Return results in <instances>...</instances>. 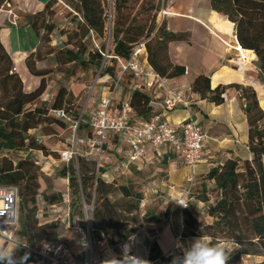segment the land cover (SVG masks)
<instances>
[{
  "label": "trees",
  "instance_id": "trees-1",
  "mask_svg": "<svg viewBox=\"0 0 264 264\" xmlns=\"http://www.w3.org/2000/svg\"><path fill=\"white\" fill-rule=\"evenodd\" d=\"M6 1L8 0H0V8ZM53 1L50 0L43 10L28 17L39 39L37 49L25 59L29 72L39 76L35 89H24L23 80L16 71H12L14 62L0 41V187L13 186L18 190V234L28 245H35L41 240L54 242L57 235L52 230L56 225L52 222H40L37 198L40 196L48 205H58L64 203V199L68 197L70 218L83 220L84 207L90 205L92 209L87 211L88 221L96 241H106L112 248L129 242L144 225H159L163 221L165 226L150 243L147 261L148 264H170L174 255L182 253L176 254L168 250L176 238L169 222L168 211L163 216L151 209L142 212L140 203L143 193L132 183H118L115 179L107 182L101 177L104 169L96 168L94 159L89 161L77 158L76 166L71 160L57 172L58 177L67 180L64 189L69 192H64L57 189L51 179L40 172L38 163L28 155L18 158L17 161L7 155L11 151L38 150L48 156H55V152L49 151L38 136L30 131L41 129L43 135H51L57 128L66 127L65 121L50 114L51 109H64L74 118L79 115V112L75 113L68 105L69 93L64 86L58 88L50 106L43 102L37 104L47 88V72L37 69L36 62L46 55H53L58 67L77 64L87 68L92 63L100 64L103 58L100 51H89L84 41L89 33L103 35L106 30L103 0H77L76 4L72 3L74 11L80 16L76 18V28L69 34L65 46L58 49L50 44L54 25L47 20ZM114 1L119 14L124 0ZM209 1L213 12L225 17L231 29L233 26L232 33L238 41L239 53L248 58L255 54L256 65L264 81V0ZM142 33L141 30L136 36H130L129 25L121 28L116 25L110 33L114 42L110 58L113 61L127 60ZM155 38V46L145 41L149 64L168 78L184 75L185 66L169 60L167 44L182 41L184 37L161 26ZM161 50L164 55L159 59ZM102 72L103 75H116L113 67H106ZM229 87L240 91V99L244 100V113L248 124L247 147L251 158L243 159L240 167L241 158L230 157L208 171L205 178L214 181L216 199L203 197L198 200L206 204V215L211 220L202 224L194 215L184 211V229L181 236H206L211 237L213 242L223 239L245 247L248 254L264 258V108L260 106L254 88L248 85L232 83L212 89L210 77L204 74L197 76L191 84L193 92L217 105L225 101L224 93ZM129 102L135 115L142 120H149L155 114L151 97L141 89H132ZM168 156L165 155L162 161L167 162ZM132 169L142 170L144 167L131 166L128 170ZM202 189L205 190V187ZM206 194L209 196V193ZM0 240L8 247L6 239L0 236ZM27 254V259L20 264L40 262L39 255L33 252ZM230 256L228 264H264V259L257 263H245L240 252Z\"/></svg>",
  "mask_w": 264,
  "mask_h": 264
},
{
  "label": "rangeland",
  "instance_id": "rangeland-1",
  "mask_svg": "<svg viewBox=\"0 0 264 264\" xmlns=\"http://www.w3.org/2000/svg\"><path fill=\"white\" fill-rule=\"evenodd\" d=\"M72 3L76 4L77 0H54L52 3V10L48 13L47 20L49 23H53L54 25V30L50 35V44L55 49L64 47L69 34L76 28V18H78L80 14L74 11ZM102 4L106 16V30L103 35H98L95 32L89 33L87 38L84 40L89 51H100L102 53L103 58L100 61V64L92 63L89 64L87 68L77 64H67L63 67H58L54 56L46 55L42 60L36 62L35 65L37 69L47 72L45 79L48 85L46 88L47 90L39 98L37 104L43 102L50 106L54 99V97L51 99L52 92H54L55 96L58 88L60 86H64L69 93L67 96L68 105L75 113L79 112L80 114L84 111V118L86 119L88 116V110L92 109L98 102L99 98L107 91L106 84L111 83L110 80L108 82H104L106 78L103 77L102 71H104L106 67H113L115 74L119 72V60L116 59L113 61L110 58V55L113 54L114 46L113 38L110 33L116 25H118L119 28L127 27L129 25L130 36H136V33L142 30L143 33L139 36L137 43L147 41L152 46L156 45L155 35L161 26H164L167 31H174L181 34L182 37H184V40L175 42H177V44L185 45L188 50L187 54L182 52L176 55V57H179V60L187 59L192 70L198 66L200 62H202V59H204L202 49L206 46L213 48L217 45V43L214 38L205 39L202 35L203 28L196 24L195 21L193 22V20H189L186 17H179L177 13L198 16L199 18L194 16L188 17L193 18L208 29L210 26H208L204 20L209 22L210 18L216 21L217 25H215V28L217 30L225 31L230 28V24L225 17L221 14L213 12L209 0H124L122 1L121 11L119 14L116 11V3L114 0H103ZM232 32L234 33L233 26ZM137 43H135L134 46ZM169 43L167 44L169 45ZM226 44L228 47H231L239 53L237 44L232 45L229 42H226ZM162 55H164V51L161 50L159 53V59ZM239 56L245 58V56L240 53ZM85 58H87V56H85ZM21 62V71L23 73L25 72L27 75V77H24L25 79H23L24 89L33 90L39 83V76L33 75L29 72L25 64V58H23ZM223 62L229 67L235 69L238 68V65L234 61L224 59ZM247 73L252 76L250 77V82L248 83L252 85L254 89H258L261 84V75L256 63L252 62L250 64ZM34 78L36 79V83L31 82ZM187 78H189V76H187ZM133 83L134 81L131 76L125 74L122 78L121 91L117 97H124V95L131 89L130 87H132ZM233 89L236 90L235 88ZM237 92L240 95V91ZM260 106L264 108V103ZM31 133L37 135L38 139L46 145L49 151H54L55 156L49 155L50 157H48V155L38 150H30L28 152L11 151L8 152L7 155L13 157L15 161H17L20 157L28 155L31 159L38 163L40 172L50 178L52 184L56 185L57 189L69 192V190L64 189V185H66L67 180L58 177L57 172L63 168L64 164H66L58 161V158L60 157L59 153L62 150L71 148L73 144V131L66 125L65 128H57V131L51 135H43L41 129ZM87 135H89V128L85 124L81 125L77 130L78 140L81 141ZM109 141L111 143H115V140L112 137H110ZM77 146L80 150H84L83 144L78 143ZM110 152H112V150H110ZM242 155H244V153ZM78 158L91 161V159H94V156H79ZM243 159L244 158L240 159V167H242ZM73 163L74 166H76V160H73ZM166 168L167 162L160 160L152 166L144 167L142 170L132 169L131 171H118L115 173L114 179L118 183H132L136 189L141 190L143 193V199L141 201L143 206H141L140 203L142 212H145L147 209H151L163 216L165 211H168L170 222V210L168 209L172 202L168 201L165 193L158 188V185L166 179ZM197 181L198 182H196L195 185L191 186V191L187 200L188 208L183 211H188L194 215L200 223L205 224L211 219L206 215L205 207H199L198 199L207 197L215 200L216 193L213 186H207L205 187V190H203L201 187V180L198 179ZM206 193H209V196ZM18 204L19 199L17 203V219ZM61 204L63 206L61 208L52 207L44 203L41 197L38 196V218L41 223L52 222L56 225V227L52 230L53 233L57 235V239L55 241H63L68 247L74 260L72 264H84V259L80 254L81 247L78 244L79 234L76 231V227H85L87 222L86 218H89V209L84 207V210L87 209L88 211H86V217H84L83 220H77L75 218L71 219V221H69V226L67 227L68 223L67 216L65 214V204H63V202ZM86 207H90V205H87ZM164 226L165 223L162 221L161 224L152 226L154 228H150L149 231L153 234L155 233L156 235V233H158ZM11 229L13 230L15 240L18 243L25 242L24 238L18 234V221L16 225L11 227ZM62 233H65V236H59ZM193 240L194 239H191V237H187V239L176 237L173 242L172 252L176 254L182 253L180 247L175 248L176 242H179V245L187 247ZM43 241L45 240H41L36 244H41ZM93 244L95 263L101 264L104 262L103 244L102 242H97L95 237H93ZM228 246L236 247L233 249L231 254L240 252L241 258L245 263H257L264 259L258 255L248 254L245 247L238 246L234 243L228 242ZM105 261H107L106 258ZM43 264L51 263L44 262Z\"/></svg>",
  "mask_w": 264,
  "mask_h": 264
},
{
  "label": "crops",
  "instance_id": "crops-1",
  "mask_svg": "<svg viewBox=\"0 0 264 264\" xmlns=\"http://www.w3.org/2000/svg\"><path fill=\"white\" fill-rule=\"evenodd\" d=\"M48 1L50 0H8L0 8V41L11 56L13 62L15 61L14 65L16 67V72L21 78L23 77L22 80L25 79L27 75L25 72L23 73L21 71V60L23 58L26 59V57L31 52L35 51L39 45L38 36L28 21V17L43 10ZM177 14L179 17H186L189 20H193V22L195 21L196 24L203 28V37L205 39L214 38L217 43L213 48L206 46L202 49L204 59H202V62L193 70L187 59L179 60L180 58L176 57V55L182 52L187 54V47L183 44H177L175 41L170 42L168 45L169 60L174 64L184 65L186 68V73L184 75L169 78V85L190 90L192 99L188 106H179L173 110L163 111L161 107L163 92L155 88L143 90L151 97V105L154 113H162L175 127H178L186 118L191 117L200 124L202 132L204 133V155L201 161L193 168H190L184 165L181 157L174 154L169 155L167 158L166 179L158 185L159 190L165 193L167 200L172 202L168 210H170V225L174 235L181 239H187L181 236L184 229V211L177 205V202H175L185 191L187 187V178L190 175L192 176V185H195L199 179L202 182V188L213 186L214 181H209L205 178L212 167L220 165L227 158L234 156L244 159L251 158V154L247 147L248 124L244 113V103L243 100L240 99L238 92L233 88H226L224 93L225 101L217 105L206 99H202L197 93L193 92L191 90V84L197 76L204 74L210 77V86L212 89L218 85H229L232 83L252 87V85L248 83L252 76L248 74L247 71L252 62L256 63L257 57H255V54L252 58L240 57L236 50L228 47L226 42L232 45L238 43L236 37L232 33L231 25L228 30L219 31L215 28L217 24L214 19L210 18L209 22L203 19L204 22L210 26L208 29L198 21L188 17L194 16L199 18L196 15ZM246 50L253 52L249 49ZM224 59L234 61L238 65V68L235 69L224 64ZM187 76H189V78H187ZM132 80L134 83L132 87H130L131 89L124 97H119L120 99L130 98L132 89L137 88L136 85L139 81L133 78ZM31 82L36 83V79H32ZM261 84L258 89L256 87V89H254L256 90L260 105L264 103V81H262V79ZM53 97L54 92L51 94V99H53ZM139 119L141 118L135 115V120ZM36 130L38 129H33L30 132ZM118 147L119 145H117V143H114L112 147V152L115 157L114 162L124 156L123 152L118 151ZM243 153L244 155H242ZM116 172L118 171L107 169L101 173V177L105 181L110 182L114 180ZM198 203L199 207L204 206L206 208L204 202L199 201ZM63 204H65L64 207L66 208L65 214L67 216L68 227L69 221H71L68 204L67 202ZM50 206L56 208L63 207L62 204ZM152 226L156 225L146 224L144 227L139 228L129 242L119 245L116 248L108 246L106 241H103V261H105V258L107 260L115 258L117 260L127 261V264H141V261H146L148 264L149 246L155 236V233L153 234L149 231L150 228H154ZM59 236H65V233ZM151 236H153V238H151ZM198 237H191V239ZM172 246L173 244L168 249L169 251L173 250ZM25 254L27 253L23 250H14L16 264H20L24 261H21L20 258L24 257ZM43 263L44 262H39L38 264Z\"/></svg>",
  "mask_w": 264,
  "mask_h": 264
},
{
  "label": "built area",
  "instance_id": "built-area-1",
  "mask_svg": "<svg viewBox=\"0 0 264 264\" xmlns=\"http://www.w3.org/2000/svg\"><path fill=\"white\" fill-rule=\"evenodd\" d=\"M119 60V72L115 76L106 73L103 75L107 91L102 95L96 105L88 110V116L84 118V111L74 118L64 109H51L49 112L56 118L62 119L73 131V144L70 149L60 151L58 161L68 163L76 160L79 156H94L97 168L104 170L124 171L131 166L149 167L162 160L165 155L173 153L181 157L184 165L193 168L204 155V133L200 124L193 118L188 117L178 127L173 126L162 113H155L149 120H135L129 99L118 98L121 91L122 78L125 74L139 81L138 89L155 88L163 92L162 110H173L179 106H188L192 97L190 90L182 87L169 85V78L159 74L148 62L145 41L137 43L127 60ZM12 71H16L15 65ZM87 125L89 135L81 141L78 140L77 130L81 125ZM119 145L118 151L124 156L115 161L110 150L114 143ZM78 143L83 144L84 150H80ZM193 178H187V187L176 202L182 209L188 208L187 200L191 191ZM64 202H69L68 197ZM18 190L16 187H0V236L6 239L8 246L33 252L40 257V262L51 264H72L74 261L68 247L63 241H43L35 246L27 243H18L12 226L17 223ZM143 206V203H141ZM89 210L92 207H86ZM85 209V217H86ZM84 228L76 227L79 234L78 244L81 247L80 254L84 264H96L94 259L93 230L86 218ZM153 238V236H151ZM175 243V248L179 247Z\"/></svg>",
  "mask_w": 264,
  "mask_h": 264
},
{
  "label": "clouds",
  "instance_id": "clouds-1",
  "mask_svg": "<svg viewBox=\"0 0 264 264\" xmlns=\"http://www.w3.org/2000/svg\"><path fill=\"white\" fill-rule=\"evenodd\" d=\"M177 203L185 206L182 203ZM178 246L183 254L174 255L170 264H228L231 258L230 254L236 248L229 247L228 242L223 239L213 242L211 237L206 236L195 238L187 247ZM16 248L7 247L5 242L0 240V264H16L14 258V250ZM27 255L25 254L24 257L20 258L21 261L26 260ZM103 264H127V261L113 258L112 260L104 261ZM141 264H147V262L141 261Z\"/></svg>",
  "mask_w": 264,
  "mask_h": 264
}]
</instances>
